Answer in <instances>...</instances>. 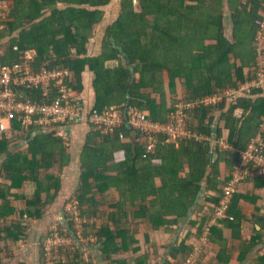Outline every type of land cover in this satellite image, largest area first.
<instances>
[{
  "label": "trees",
  "instance_id": "obj_1",
  "mask_svg": "<svg viewBox=\"0 0 264 264\" xmlns=\"http://www.w3.org/2000/svg\"><path fill=\"white\" fill-rule=\"evenodd\" d=\"M7 1L11 12L0 33V64L21 61L22 51L35 49L33 70L69 71L63 84L73 93L62 103H75L83 114L44 128L33 124L23 137L0 140V253L5 254L0 264H26L16 260L14 247L29 237L31 223L42 221L54 206L63 170L73 157L69 139L60 132L68 136V129L80 123L90 130L74 198L89 221L82 234L97 238L91 249L100 250L105 264H184L190 259L195 264H230L234 256L243 264L263 243L264 214L259 211L249 220L242 203L261 200L257 190L264 188V178L250 177L240 184L227 218L219 219L217 211L242 152L259 131L264 140V129L260 130L264 95H258L262 90L254 88L250 96L237 95L233 101L227 96L228 90H237L256 76L262 1L117 0L118 13L104 27L102 51L96 55L89 54L91 38L115 0ZM86 71L94 74L89 87ZM168 86L175 96L172 102ZM89 88L95 97L91 105L83 97ZM58 90L54 87L51 98L61 95ZM22 91L33 99H47L40 88ZM189 102L194 105L183 110L187 128L209 138L160 134L155 150L149 151L148 132L124 117L137 109L153 122L170 123L181 104ZM112 107L123 116L113 131L90 119L94 112ZM224 134L227 146L222 147L214 140ZM118 153L123 154L121 159ZM28 185L33 188L30 194L25 193ZM15 203L24 208L17 211ZM131 216L136 222L131 221L129 228ZM92 219L96 221L91 224ZM69 225L73 232L70 221ZM182 226L194 231L182 238ZM60 228V236L71 238L73 247L59 248L53 264H100L92 252L85 260L70 230ZM175 229L176 246L168 261L160 263L161 247L153 236L171 235ZM49 237L50 233L43 241ZM192 238L196 243L191 244ZM43 243L41 264H46ZM252 264H264V249Z\"/></svg>",
  "mask_w": 264,
  "mask_h": 264
},
{
  "label": "built area",
  "instance_id": "obj_2",
  "mask_svg": "<svg viewBox=\"0 0 264 264\" xmlns=\"http://www.w3.org/2000/svg\"><path fill=\"white\" fill-rule=\"evenodd\" d=\"M261 1L264 16V0ZM10 12L11 5L9 2L0 0V33L5 26L4 21L10 16ZM257 42L260 60L256 76L249 83L250 88L245 90L247 92H251V87H264V55L262 53L264 50V17L257 33ZM1 49L2 45H0V51ZM14 49H18V46L15 45ZM35 55L36 50L29 48L22 51L21 61L12 64H0V140H13L16 137H23L27 129L33 124L43 126L51 122H64L68 119H76L83 114L80 106L75 103L69 101L65 104L62 103V98L69 96L66 93L67 88L63 84L64 77L69 71L45 67H42L39 71L33 70L31 64L35 59ZM56 86H59L58 92L61 95L51 98V93ZM25 88H40L42 95L47 99L43 101L26 96L22 93ZM242 89L245 88L241 86L237 90L230 89L227 94H238V91ZM193 105L191 102L181 104L182 109L174 116L175 121L170 123L153 122L147 118L146 113L137 109L128 110L124 117L128 119L130 125L148 132L147 148L149 151H154L156 148L154 135L168 134L175 139L205 138V136L187 128L186 114L183 110ZM90 119L97 123L98 127H104L106 131H113L121 123L123 116L119 110L112 107L103 113L94 112ZM60 134L66 137L64 131H61ZM250 177L264 178V142L260 138L252 140L247 149L242 152V162L234 169L233 178L224 188V197L217 211L219 219L227 218L225 213L233 197L237 194L240 184ZM77 208L79 209L78 203ZM74 217L80 221L82 229V222L84 221L82 215L75 213ZM60 239L62 240V237L54 233L45 241L44 258L46 264H53L59 248L64 247ZM184 264H195V260H187Z\"/></svg>",
  "mask_w": 264,
  "mask_h": 264
},
{
  "label": "crops",
  "instance_id": "obj_3",
  "mask_svg": "<svg viewBox=\"0 0 264 264\" xmlns=\"http://www.w3.org/2000/svg\"><path fill=\"white\" fill-rule=\"evenodd\" d=\"M91 41H92V38H91ZM257 46H258V42H257ZM2 50H3V47H2V49L0 51V53L2 52ZM101 51H102V42H101V44L99 43L98 47H97V42H95V46H93L91 43L89 44V54L90 55H96V54L100 53ZM259 60H260V57L258 56L257 63H256L257 66H258ZM87 72H89V71H87ZM89 73L92 75V78H91V80H92L94 78V74L91 73V72H89ZM84 80H86L85 76H84ZM91 80H90V82L86 81V86L89 87V84H91ZM252 80H250L247 83L248 84L251 83ZM247 83H244V84H247ZM254 88H260L262 90V92H261V94L259 93L258 95H264V87H253V90H254ZM251 92H252V90H251ZM251 92H248L247 95L250 96ZM241 94L240 93L239 94L233 93V94H227V95H230L229 96V97H231L230 101H233V100H235L236 97L240 96ZM258 95L255 94L254 96H258ZM83 97L85 98L86 103L89 104V105L93 104L94 101H95L94 91L91 88H89V90L86 91V94H84ZM236 113H237V115H241L242 114V110L241 109H237ZM187 124H188V121H187ZM260 128H261L260 130L264 129V124H262ZM68 130L69 131H67V134L69 136V138H68L69 140L67 139L68 141H66V142L68 144L70 143V147H71V151H72L73 157H72L71 163L69 164L68 167L65 168V170L63 172L62 189L60 191L61 194H75L77 192V190L79 189L80 177H81V172H82V170H81V151H82V147H83V144H84V141H85V137H86L87 133L89 132L90 127L87 126L84 123H80V124L72 125L71 128L68 129ZM38 132H40V131L38 130ZM193 132H195V131H193ZM261 134H262L261 131H259L257 133V135L254 138H252V140H254L256 138H260L264 142V140L262 139L263 137H262ZM150 135H152V134H150ZM145 136H144V138H145ZM154 138L155 139H159V136L154 135ZM205 138L207 139V138H209V136L205 135ZM70 139H71V141H70ZM225 139H226V136L224 134L217 141L216 140H214V141L218 142L219 145H221L222 147H225V146H227V143H226ZM26 146H27V143H26V145L24 147H26ZM117 156H118L119 159H121L123 157V154L122 153H118ZM224 168H225L224 165H222L221 169H222L223 174L225 173V169ZM251 188L253 189V185L251 186ZM32 192H33V188L31 187V185H28V187L25 189V193L26 194H30ZM257 195L261 196V200L257 204L242 203V212L249 220H251L253 215L257 214V212H259V211H260V214H264V188L258 189L257 190ZM16 204L17 203H15V205ZM16 208H17V211H20L24 207L22 208L20 204H17ZM53 209H54V207H53ZM53 209L51 208V210H53ZM51 210H49V212L46 214V217L42 221L32 222L31 226L29 228V234H30L29 237L26 238L25 241H23L22 243H19L18 245H16L14 247L15 250H17V249L21 250L23 248V252H24V255H22L23 257L21 256V257L17 258L14 255L17 258L16 260L20 259V260L24 261L26 264H41V260H42L41 259V253H42L41 246H42L43 238L46 236L47 231H49L50 226L53 223V221L50 220V215H51V213L53 214L54 212H52ZM54 214H56V213H54ZM132 216H134V214H132ZM132 216L129 218V222L126 225V227H129V228L131 227V221L136 222L134 220L135 218H132ZM85 220H87V219L85 218ZM94 221H96V220L92 219L90 222L93 223ZM97 222H99V220ZM88 223H89V221H88ZM139 223H141V221ZM250 224L248 223V225H245L244 226V230H242L241 235H243L244 237L246 236L247 231L250 228L249 227ZM84 229H85V227H84ZM186 232H187L186 227L182 226L181 235L180 236H183L184 238H186V236L188 235L187 234L186 236H184V234ZM156 235H159V234H156ZM156 235L153 236V240L154 241H158V240H156V237H158ZM263 235H264V233H263ZM89 238L90 237H85L86 240H84V242H83V240L81 239V241L83 243H86L88 247L96 246L97 245V238L94 237V236L91 237L90 239ZM139 239H140V244H142L140 237H139ZM143 239L145 240V237ZM178 239L179 238L176 239V243H177ZM92 240H96V242H93ZM201 241L202 242L206 241V233L201 238ZM191 242L193 244L196 243L195 238H192ZM81 246H82L81 247V252L83 254V258L85 259V256H87L86 252H88V253L89 252H93V249H91V248L90 249H85V245L84 244H82ZM142 248H143V252H144L145 242H144ZM263 249H264V239H263V243L259 247H256L252 251V253L248 256L247 260L243 264H252L255 256L260 251H262ZM93 255H94L96 261H98L100 264H105L102 261V255H101L100 250L96 249V252ZM87 260H89V257H88ZM2 264H3V262H2ZM230 264H240V263L237 261L236 256H234V258H233V260H232V262Z\"/></svg>",
  "mask_w": 264,
  "mask_h": 264
},
{
  "label": "rangeland",
  "instance_id": "obj_4",
  "mask_svg": "<svg viewBox=\"0 0 264 264\" xmlns=\"http://www.w3.org/2000/svg\"><path fill=\"white\" fill-rule=\"evenodd\" d=\"M115 3L114 4H111L110 8L107 10L108 14L107 16H105V19L103 20V23L101 24L100 27H97L96 30H95V35L93 36L92 38V41H90V43L95 46V42H97V47L99 45V43L101 44L102 42V36H103V30H104V27L108 24L109 21L113 20L114 17L117 15L118 13V6H119V1L117 2V0L114 1ZM112 14H111V13ZM230 24H229V21L227 20V34L230 35L231 34V30H230ZM94 48V47H93ZM93 50V49H92ZM94 51V50H93ZM95 53V52H94ZM85 81L87 82H90L91 78H92V75L86 71L85 73ZM243 88L245 89H242L241 91L239 90L238 91V94L242 93V94H248L246 90V88H250V85L247 83V84H243L242 85ZM251 89H253V87H251ZM168 90H169V100L172 102V99L175 97L173 95V93H171L170 89H169V86H168ZM66 93H68L69 95L72 94L73 92L71 91H68L66 90ZM241 94V95H242ZM227 96H230V95H227ZM66 138H69L67 135H66ZM25 146V145H24ZM65 170V169H64ZM63 170V172H64ZM69 171V170H68ZM62 176H63V173H62ZM76 194H59L55 204H54V209L52 207L53 210H51L52 212L56 213V214H52L50 215V220L53 221V223L51 224L50 226V229L49 231H47V234L50 233L51 234H58L60 236V233H61V227H65L67 229V231L71 232L73 237H74V240H75V245L77 248H79V250L81 251V245L84 244L85 245V249H90L91 247H88L86 243H83L85 239L84 235L82 234L83 233V230H84V223L86 224L87 223V220L83 221L82 222V229L80 227V221H78L76 219V217H74V214L75 213H78V214H81V212L79 211V209L77 208V203H76V200L74 198ZM21 207L23 208L24 207V204L20 203ZM58 205V206H57ZM222 218V217H221ZM69 221L73 224V232L71 231V226L69 225ZM100 223V222H98ZM92 224V222H91ZM132 227V226H131ZM187 229V232L184 234V236H186L188 233L190 232H193L194 230L191 228V227H186ZM46 234V236H47ZM144 234L140 235V238H141V242H142V246L145 242V240L143 239L144 237ZM158 237H156V240L158 241H155L156 244H158V246H160L161 248H159V261L160 263H165V261L169 259V255L173 249L174 246H176V229L174 230V232L171 234V235H163V234H159V235H156ZM88 237H93V236H88ZM89 238V239H90ZM184 238V237H182ZM180 238V239H182ZM71 238H68L67 236L66 237H63L62 241L61 239V244L64 245V247H68V248H72L73 247V241L70 240ZM81 239L83 240V242L81 241ZM46 240V239H45ZM44 240V241H45ZM43 241V242H44ZM93 242H96V240H92ZM42 242V243H43ZM45 243V242H44ZM43 243V244H44ZM191 244H193L191 242ZM6 246H4V248L6 247V249L8 248L9 249V245L5 244ZM166 246V247H165ZM147 247L145 246L144 250L146 249ZM96 252V249L93 250V254H95ZM89 253L86 252V255L85 256V260L88 259ZM14 255L19 258L21 257L22 255H24V252H23V248L21 250H15L14 249ZM5 257V254H2L0 253V258H4ZM23 257V256H22Z\"/></svg>",
  "mask_w": 264,
  "mask_h": 264
},
{
  "label": "clouds",
  "instance_id": "obj_5",
  "mask_svg": "<svg viewBox=\"0 0 264 264\" xmlns=\"http://www.w3.org/2000/svg\"><path fill=\"white\" fill-rule=\"evenodd\" d=\"M22 144H23V145H26V141H23V143H21V145H22Z\"/></svg>",
  "mask_w": 264,
  "mask_h": 264
},
{
  "label": "water",
  "instance_id": "obj_6",
  "mask_svg": "<svg viewBox=\"0 0 264 264\" xmlns=\"http://www.w3.org/2000/svg\"><path fill=\"white\" fill-rule=\"evenodd\" d=\"M38 132V131H37ZM37 132H35V133H37Z\"/></svg>",
  "mask_w": 264,
  "mask_h": 264
}]
</instances>
